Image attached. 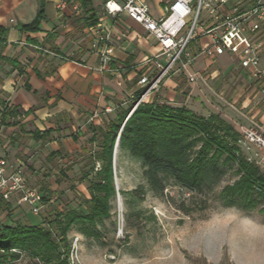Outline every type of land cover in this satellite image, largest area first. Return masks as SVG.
I'll list each match as a JSON object with an SVG mask.
<instances>
[{
  "label": "crops",
  "instance_id": "1",
  "mask_svg": "<svg viewBox=\"0 0 264 264\" xmlns=\"http://www.w3.org/2000/svg\"><path fill=\"white\" fill-rule=\"evenodd\" d=\"M106 1L89 0L86 6L82 0H0V27L7 30L5 41H0V112L10 113L15 108L18 113L8 114L6 123L10 124L0 119V157L11 165L23 164L31 186H36L33 180L38 172L28 170L25 162L34 161L37 154L43 153L48 160L54 151L67 153L69 142L87 136L84 120L92 119L94 112L111 118L89 125L105 126L115 118L119 106L126 108L132 102L125 93L127 84L132 83L130 89L139 90L138 81L149 68L144 60L161 51L141 24L124 13L107 14ZM144 1L155 17H161L164 6L173 0ZM41 8L44 18L39 30H23L22 26L31 24ZM89 8L96 13V25L88 24L94 20ZM98 34L108 35L107 45L113 47L112 60L106 68L91 47ZM208 41L204 35L198 36L195 43ZM260 69L261 75L253 77L250 69L242 68L231 55L200 56L187 71L166 79L164 88L150 100L193 109L190 101L206 90L208 82L212 89L220 90V98L229 96V105L237 110L235 117L241 113L264 132V49ZM189 74H196V81H189ZM184 76L187 81L177 78ZM187 90L189 94L185 93ZM69 127L75 132L65 134ZM35 129L53 132L48 139L35 140ZM85 148L91 147L83 145L82 151ZM262 245L261 263L251 260L256 253L251 248L232 253V264H264V240Z\"/></svg>",
  "mask_w": 264,
  "mask_h": 264
},
{
  "label": "rangeland",
  "instance_id": "2",
  "mask_svg": "<svg viewBox=\"0 0 264 264\" xmlns=\"http://www.w3.org/2000/svg\"><path fill=\"white\" fill-rule=\"evenodd\" d=\"M177 78L187 81L185 76ZM210 84L207 82L201 95L193 96L190 106L206 116L220 113L231 122L241 133L238 144L242 154L264 171V146L248 141L245 130L264 132L255 123L245 120L241 113L238 118L235 117L237 110L229 105V96L220 98V90L212 89ZM127 86L126 96L133 101L138 90L130 89L132 83ZM162 88L164 83L152 96ZM185 93L189 94V90ZM114 112L113 109L111 115ZM91 117L84 120L83 129L87 136L69 142L66 157L56 158L51 163L42 153L37 154L34 161L25 162L28 170L38 172L33 183L37 187L46 185L51 192L43 212L34 215L27 206L10 205L9 209L2 210L0 226L41 224L44 219H53L62 209L78 208L89 198L88 182L80 180L83 171L88 169L87 154L82 147H91L87 141V128L89 123H104L111 118L96 112ZM75 127L77 132L78 126ZM75 131L69 127L64 133ZM79 143L80 146H77ZM236 168V163L225 167L214 186L205 187L202 192L189 191L171 182L163 196H156L146 184L140 162L118 147L114 174L119 194L112 201L111 216L98 221L95 227L98 238H88L77 225L72 227L68 232L71 248L66 264H232V253L251 248L256 249L251 260L261 263L264 240V210L261 209L264 198L258 197L255 208L244 209L225 206L220 194L226 185L233 184L240 177ZM132 191L136 192V199L132 198ZM140 195L142 198H138ZM139 210L141 212L137 214ZM20 262L32 264L37 260L24 253Z\"/></svg>",
  "mask_w": 264,
  "mask_h": 264
},
{
  "label": "trees",
  "instance_id": "3",
  "mask_svg": "<svg viewBox=\"0 0 264 264\" xmlns=\"http://www.w3.org/2000/svg\"><path fill=\"white\" fill-rule=\"evenodd\" d=\"M82 2L87 6L89 0ZM43 12L41 8L35 20L22 29L38 31ZM88 12L94 17L88 24L96 25V13L92 8ZM6 33L7 30L0 27V41H5ZM142 92H136L135 100L128 107L119 106L115 118L105 126L89 125L91 148L84 149L88 169L80 177L81 181L88 182L89 198L78 208L62 209L53 219H44L41 224L0 226V264H24L20 262L24 253L37 260L32 264H66L71 248L68 232L74 225L88 238L99 237L95 227L98 221L111 216L112 201L117 195L114 152L118 138L120 150L140 162L146 184L156 196H163L171 182L193 192L212 188L225 167L236 163L240 177L221 190L224 205L251 209L257 206L258 197L264 198V171L242 154L238 144L241 133L231 122L220 113L206 116L187 105L176 106L157 99L142 102L132 111ZM8 114L16 116L18 113L15 108L10 113L0 112L1 122L10 124L6 123ZM52 132V129H35L32 137L48 139ZM66 156L57 150L48 160ZM40 190L44 201L48 200L51 195L48 187L44 185ZM130 194L136 199V192ZM0 206L10 208L3 203Z\"/></svg>",
  "mask_w": 264,
  "mask_h": 264
},
{
  "label": "built area",
  "instance_id": "4",
  "mask_svg": "<svg viewBox=\"0 0 264 264\" xmlns=\"http://www.w3.org/2000/svg\"><path fill=\"white\" fill-rule=\"evenodd\" d=\"M230 1L173 0L164 6L161 17H155L144 0L105 2L107 14H126L141 24L161 49L158 55L144 60L149 68L138 81L139 90L143 92L132 111L140 103L150 101L166 79L187 71L200 56L228 54L242 68L250 69L253 77L261 75L264 0H232L231 5ZM204 35L209 37L208 42L195 43L198 36ZM108 39V35L98 34L91 45L100 55L103 68L112 60L113 47L107 45ZM188 79L194 82L197 75L189 74ZM262 92L264 96V82ZM245 138L264 146V134L256 129L245 130ZM0 203L18 207L27 205L34 215L41 214L47 206L40 188L29 184L23 164L11 165L3 157H0ZM13 251L18 252L17 249Z\"/></svg>",
  "mask_w": 264,
  "mask_h": 264
},
{
  "label": "water",
  "instance_id": "5",
  "mask_svg": "<svg viewBox=\"0 0 264 264\" xmlns=\"http://www.w3.org/2000/svg\"><path fill=\"white\" fill-rule=\"evenodd\" d=\"M118 147H119V138L116 142V145H115V152H114V171L116 170V156H117V150H118ZM115 185H116V188H117V193L119 194V188L117 187V178L115 176Z\"/></svg>",
  "mask_w": 264,
  "mask_h": 264
}]
</instances>
